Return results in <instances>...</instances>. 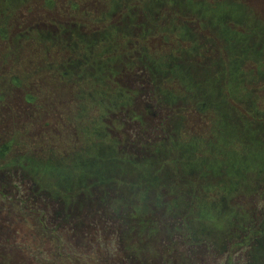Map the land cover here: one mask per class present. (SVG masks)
Listing matches in <instances>:
<instances>
[{"label": "trees", "instance_id": "obj_1", "mask_svg": "<svg viewBox=\"0 0 264 264\" xmlns=\"http://www.w3.org/2000/svg\"><path fill=\"white\" fill-rule=\"evenodd\" d=\"M93 1L85 0V4L97 12L107 8L112 15L124 10L120 27L109 26L97 38L79 35L71 26L62 27L50 21L47 24L51 26L43 32L37 26L46 24L41 25L31 17L32 22L27 26L17 24L15 37L10 36L12 31L0 38L6 40L5 47L9 49L4 52L0 44L1 215L7 207L8 212L27 217L43 241L56 249L70 250V264H78L79 260L82 264H176L174 260L182 252L187 260L184 263L197 264L209 251L220 250L221 239L237 237L244 224L252 222L253 227L258 223L256 235L251 228L247 230L251 236L246 241L244 264H264V203L260 212L251 213L244 207L254 194L260 195L264 202V121H246L234 115L220 96L226 93L227 98L247 110L255 107L256 97L249 86L254 80L260 81L263 75L260 69L264 71V23L256 21L234 0L227 4L240 7L241 17L222 16L220 12L214 21H211L214 5L205 4L207 11L198 13L197 8L201 6L198 4L195 8L192 0H101L103 6ZM20 3L22 0H7L1 5L4 14V7L12 10L8 18H0L5 26L0 27V35L3 30L7 31L8 20H14V24L19 22L14 10ZM183 4L191 5L186 7L188 11L182 8ZM159 9L164 10L163 17L169 16L172 21L192 17V27L186 28V21L180 20L183 26H161L158 18L155 19ZM219 17L226 19L229 26L221 18L217 20ZM196 24L211 36L204 45L215 56L211 65L196 66L190 58L194 56L191 50L180 51L174 59L143 51L147 58L132 55L129 60V53H121L127 49L128 42H141L152 35L169 34L174 47L178 42H188ZM65 28L71 29L66 32L70 35L60 36ZM104 41L115 43L108 51L115 50L118 55L103 57V62L96 60L90 67L96 59L99 42ZM49 44L59 45L58 51L67 50L74 55L84 52L83 63L78 62L80 59L69 60L63 67L41 65L40 53ZM134 47L138 52L136 44ZM89 58V68L93 71L85 66ZM257 60L262 64H257ZM249 63L257 66V76L250 73L251 69L249 73L241 72ZM73 64H79L77 72L69 71L68 66ZM47 70L48 79L58 86L50 92L52 96L66 94L68 84L73 83L70 96L77 101L71 108L67 107L69 112L65 111L64 120L75 122L74 138L83 144L96 134L85 124L87 112L95 102L107 120L115 115L116 122L128 123L140 133L146 131L147 125L143 122L151 120L154 113L157 117L162 111L169 118L178 107L188 106L207 117L210 125L207 137L167 149L164 139H169L171 132L167 122L162 121L160 142L142 144L139 148L129 143L127 148L125 145V149L114 153L101 145L61 153L45 149L37 138L24 142L15 131L9 133L13 128L11 123L22 118L23 110L15 107V103L12 106L8 103L15 99L18 90L42 86L40 75ZM116 80L125 89L117 88L108 98L93 91L88 96L84 90V87H103L104 83L112 85ZM134 82L138 87H134ZM25 95L26 103H30ZM82 105H87L86 111ZM128 149L132 151L130 155L125 153ZM195 153L200 158L188 161L187 156ZM81 158L89 164L86 168L76 161ZM94 181L98 184L92 185ZM210 183L211 188L205 191L213 194L224 190L225 201L220 198L209 205L201 203L200 189ZM109 187L114 192L108 198L100 195L99 190ZM10 217L8 213L3 218L8 221ZM161 220L168 222L164 228L160 226ZM2 231L0 226V238L6 236L0 243V264H10L13 254L8 248L9 238ZM152 236L157 237V244L155 240L149 241ZM141 239L149 243H141ZM149 244L159 249L154 257L144 253ZM160 248L165 254L159 257Z\"/></svg>", "mask_w": 264, "mask_h": 264}, {"label": "rangeland", "instance_id": "obj_2", "mask_svg": "<svg viewBox=\"0 0 264 264\" xmlns=\"http://www.w3.org/2000/svg\"><path fill=\"white\" fill-rule=\"evenodd\" d=\"M6 1L7 0H0V7ZM94 1L97 2V4H99L100 6H103L101 0ZM192 1L199 4L200 6H205V4L212 6L215 4L227 3V1L229 0ZM232 2L241 5V7H245L246 10L253 15L256 21L264 23V0H234ZM85 3V0H22V3L16 6L17 9L14 10V14L19 15V22L14 24V20H8L7 31L3 30L0 38L14 31L17 24H22L23 27L27 26L29 22H32L31 17H33V21H39L41 25L46 24V26H37L40 31L42 30L43 32L47 31V27L49 29L51 25L47 24V22L51 21V23H55L62 27L71 26L72 29H76L78 31L79 35L94 36L97 38H99V35L97 34L101 30H105L109 26L120 25L123 14L125 12L124 10L120 12V14L119 12H115L111 15V13L109 14L110 10H108L107 8L101 9L97 12L96 10L91 9L89 6H86L87 4ZM4 8L7 9V7ZM11 10L12 9H7L5 11V14L3 13L4 16L8 18V15L11 14ZM29 10L30 13H28ZM163 13L164 10L159 9L155 16V19H162V21L157 20V23H159L161 26L167 24H170L171 26L175 25L176 27L179 25L183 26L182 22L180 21H186L184 22L187 24L185 27H192L190 24V20L192 19V17L187 16L186 18L182 17L181 19H179L180 21H172L169 16L163 17ZM1 17L2 15L0 16V18ZM220 18L221 17H219V19ZM222 21L225 26H229L226 19H222ZM2 24L3 23H0V27L4 28L5 26ZM195 27L196 28L193 29L192 32L193 35H190V39H188V42H178L175 47L170 41L169 37L171 36L169 34H163L161 36L152 35L149 36L148 39H145L141 42H128V52L126 49L121 51V53H123L124 55L129 53V60H132V55H144L143 57L147 58L143 51L147 52L148 54L174 59L178 57L180 51L187 53L186 51L191 50L194 52V56L190 58H192L191 60L196 66L211 65V60L214 59L215 56L211 54V50H208V48H204V45L208 44L207 40H210L211 36L206 30H202V28H200L197 24L195 25ZM9 29L11 31H9ZM16 31L11 33L10 36H12V34L14 36ZM238 31H241V29H238ZM143 38H146V36H144ZM163 39H165L166 41H163ZM112 42H114V40H112ZM5 43V39L0 40V44H2L3 46L2 50L4 52H8L9 49L5 47ZM114 44L115 43H110L108 41L101 42V44L99 42V47L97 50L98 52H96L95 56L96 59L90 65L91 58H89L88 64L87 62H85L86 69L93 71V69L89 68V65L91 67L94 63H96V60L98 61V63H100L103 62V57L109 58V56L112 57V55H118V52L115 50H113L111 53L108 51V49L110 50L112 45ZM135 44L138 52L135 50ZM23 45H25L24 47L27 46L26 43ZM2 46L0 45V47ZM59 48V45L50 46L49 44L48 46H43V51L45 52L40 53L41 65L45 67L53 65L54 67H63V65H65V63L69 60L78 61L81 59V56L84 55V52H79L77 55H74L67 50L58 51L60 50ZM89 53L92 54V50ZM78 62L83 63V60ZM256 63L259 64L261 62L257 60ZM248 69L252 70L250 72L252 75L257 76V66L255 64L251 66V64L249 63L246 66H243L241 72L249 73L247 72ZM260 71L261 75L263 74L262 78H260V81L254 80L252 82V85L249 86L251 87L253 94L256 97L254 108L248 107V111L247 109L242 108L240 104L238 105L227 98L226 93L220 95L223 97V100L228 108H231L233 110L231 111L234 112V115H240L246 121L256 122L260 119L264 121V71L262 69H260ZM133 73H136V70ZM46 75H50L48 73V70L40 75V80L43 87L32 86L28 89H25V91L23 92L18 90V94L16 95L15 99L12 102L8 103L11 104V106L12 103H15V107H19L23 110V112L21 111V114L23 113V116L20 120H17L15 122L11 121V125L13 124V128L9 133L13 134V131H15L20 136V140L24 142L30 139L31 141H33L35 140V138H37L38 140H41V142H43L42 145L45 149H51L54 151H59L61 153L68 149H77L79 151H82L86 148L87 145H91L92 147L101 145L102 147H107V149L111 150L114 153L116 150L119 151L125 149V145L127 148L129 143L139 148L142 144L152 143L154 145L160 142L163 136L159 138V125L162 121L167 122V129L169 132H171V136L169 137V139H164L165 147L167 149H171V147L173 146L177 147L178 145H181L183 143H188L192 139L203 140L207 137V134L209 132L210 125L208 124L207 117L205 115L198 114L188 106L178 107L177 111L173 115L171 114L169 118L162 111L158 112L157 117H155L156 113H154V116L151 117V120L147 119L143 122L147 125L146 131L140 133L139 130H135L128 123L121 124V122H116L115 115L113 116L112 120H107V116L104 114V112L97 107L99 106L98 102H95V106L90 108V110H88L87 112L88 123L85 124L88 126L87 129L96 131V134L94 133L93 135H91L90 139L86 141L85 144H83L78 140H75L76 137L74 138V133H76L75 122H68L64 120L65 111L67 114L69 112L67 110L71 108V104L76 103L77 101L71 99L70 96V91L73 87V83L68 84L69 86H67L66 94L63 93V95H60V97H54L55 95L52 96L50 92L55 91L58 86L56 84H52V81L49 80ZM59 81L62 82L61 79H59ZM134 87H138L136 82H134ZM161 87L165 88V86L163 85ZM117 88L121 90L125 89L124 86L121 85V82L116 80L114 81V83H112V85L104 83L103 87H89V89L84 87V90L87 92L88 96L92 95L90 91H93L100 92L101 94L106 95L108 98L111 97L112 93H114ZM40 90H43V92L45 93H42ZM25 94H27L30 103H26ZM4 97L5 99H7L8 96L6 97V95H4ZM130 101H132V99ZM116 103L119 104V101ZM85 106L87 105H82V109H85L84 111L87 110ZM78 109L79 108H77V111ZM105 111L107 113H111L110 110ZM252 115L256 117H253ZM89 130L88 132L91 133L92 131ZM171 140L173 142H170ZM3 143L4 141L2 142V144ZM125 151L126 155H130L132 153V151H130L129 149ZM199 158L200 155L197 153H195V155L192 154L187 156L188 161H196ZM203 158L206 161L208 160L207 156H204ZM96 181L98 180L96 179ZM96 181L92 182V185L98 184ZM110 188L111 187L105 190H99L100 195L108 198L109 194L114 192L112 190H108ZM205 188H211V183L205 185L200 189L201 203L203 202L205 205H209L211 203H216L220 198H222L221 200L225 201L226 195L224 190H222L221 193L220 191H218V193L211 194L209 190L205 191ZM22 189L23 188H20L19 190ZM122 195L125 196V194ZM259 196L260 195L257 194L251 195L244 204V207L249 212L253 213L261 210L264 202ZM236 200L237 199L233 200L234 204ZM1 202L2 200L0 198V209ZM230 205L232 204L230 203ZM224 207L226 210H229L226 206ZM6 209L7 207H5V211L3 209V216L0 213V226H2L5 231H2V234H6L9 238V243L7 244L8 248H10V252L13 254V259L10 264H42V262L40 261L44 260L48 261L44 262L45 264H70V261L68 259V253L70 252V250L66 248L64 249V247L56 249L54 245L47 244V242L43 241V238L40 237L36 226L31 220H27V217H19L13 212H8V209ZM239 212L242 211L239 210ZM8 213L11 217L8 221H6L3 217ZM159 223L163 228L168 224L166 220H161V222ZM251 223L252 222L244 224L243 230L236 233L237 237L231 236L221 239L219 241L221 243L219 248L220 250L216 253L209 251L208 254L201 256L200 259L197 260V264H244V255L247 251L245 245L247 243L246 241H248L249 236H251V233L247 230L251 228V231L253 230L254 233L258 230V223H254L253 227ZM5 238L1 236L0 243H2ZM155 239H157V237L152 236L149 241L152 242ZM48 241L52 242L51 239ZM143 242L149 243L147 239H141V243ZM40 246L42 248H40ZM163 250V248H160V251L162 252L160 253L159 257L165 254ZM144 253H151V255L153 256L159 253V249L155 247V245L149 244L148 249H144ZM185 261L187 260L185 259V255L183 252L176 258V260H174L176 264H189L184 263ZM78 264H82V262L79 260Z\"/></svg>", "mask_w": 264, "mask_h": 264}, {"label": "flooded vegetation", "instance_id": "obj_3", "mask_svg": "<svg viewBox=\"0 0 264 264\" xmlns=\"http://www.w3.org/2000/svg\"><path fill=\"white\" fill-rule=\"evenodd\" d=\"M196 5H198L197 3H195L193 6H195V8H196ZM192 6V7H193ZM185 7V8H184ZM186 7H191V5H187V4H183L182 5V8H184V10H187V8ZM207 9L208 8H206L205 6L203 7V6H201V7H199V8H197V12L198 13H200V12H204V11H207ZM226 9V10H225ZM7 10V9H6ZM188 11V10H187ZM222 13L223 15L222 16H232L233 15V17L235 16V17H241V15H242V10H241V8L240 7H238V6H236V5H228L227 3H225L224 5H222V4H215L214 5V7H211V21H214V19L213 18H215L216 16L215 15H218L217 13ZM0 16L2 15V17H1V19H3V18H5V16H4V14H3V12H2V10L0 11ZM216 19V18H215ZM219 18H217V20H218ZM216 20V21H217ZM65 30L66 31H64V32H62V33H60V36H69L70 35V33H66L67 31H69V30H71L70 28H65ZM87 41V40H86ZM79 67V64H73V65H69L68 66V69H69V71H76L77 72V68ZM97 69L99 70L100 68L97 66ZM82 160H84V159H77L76 161L79 163V164H81L82 166L81 167H83V168H86L87 167V165H89L88 163H86V162H84V161H82ZM54 167V166H53ZM56 168H58L59 167V165H56L55 166ZM81 169V168H80ZM32 171V170H31Z\"/></svg>", "mask_w": 264, "mask_h": 264}]
</instances>
